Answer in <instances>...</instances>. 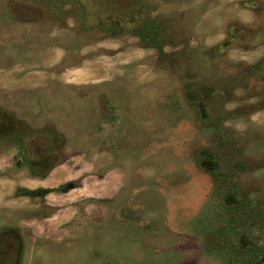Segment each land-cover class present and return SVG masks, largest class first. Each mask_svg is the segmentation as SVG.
<instances>
[{"label": "rangeland", "instance_id": "obj_1", "mask_svg": "<svg viewBox=\"0 0 264 264\" xmlns=\"http://www.w3.org/2000/svg\"><path fill=\"white\" fill-rule=\"evenodd\" d=\"M251 260L264 0H0V264Z\"/></svg>", "mask_w": 264, "mask_h": 264}, {"label": "flooded vegetation", "instance_id": "obj_2", "mask_svg": "<svg viewBox=\"0 0 264 264\" xmlns=\"http://www.w3.org/2000/svg\"><path fill=\"white\" fill-rule=\"evenodd\" d=\"M254 255L259 256V255H260V252H259V251H255V252H253L252 255H251L252 258H253ZM260 258H261V257L259 256L258 259H260ZM258 259H257V260H258ZM249 264H256V263H255L254 261L251 260V263H249Z\"/></svg>", "mask_w": 264, "mask_h": 264}, {"label": "trees", "instance_id": "obj_3", "mask_svg": "<svg viewBox=\"0 0 264 264\" xmlns=\"http://www.w3.org/2000/svg\"><path fill=\"white\" fill-rule=\"evenodd\" d=\"M243 264H249L247 261H244Z\"/></svg>", "mask_w": 264, "mask_h": 264}]
</instances>
